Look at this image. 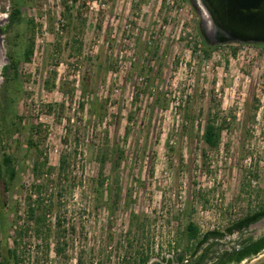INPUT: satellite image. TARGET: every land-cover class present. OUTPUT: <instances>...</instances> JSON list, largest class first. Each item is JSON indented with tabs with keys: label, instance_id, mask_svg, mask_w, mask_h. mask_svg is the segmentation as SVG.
Returning a JSON list of instances; mask_svg holds the SVG:
<instances>
[{
	"label": "rangeland",
	"instance_id": "1",
	"mask_svg": "<svg viewBox=\"0 0 264 264\" xmlns=\"http://www.w3.org/2000/svg\"><path fill=\"white\" fill-rule=\"evenodd\" d=\"M0 168V264L190 260L264 208V44L218 43L199 0H0Z\"/></svg>",
	"mask_w": 264,
	"mask_h": 264
},
{
	"label": "trees",
	"instance_id": "2",
	"mask_svg": "<svg viewBox=\"0 0 264 264\" xmlns=\"http://www.w3.org/2000/svg\"><path fill=\"white\" fill-rule=\"evenodd\" d=\"M19 16L11 15L10 21L12 23H15L16 20H19ZM33 51L29 48L25 53V59L29 62L31 60ZM10 60V65L4 67V74L8 75L9 71L14 70V77L15 79H18L17 71H18V63L17 61L12 57L9 56L8 58ZM16 81V80H14ZM221 134L222 130L220 127L216 126L212 121H208L204 128L203 132V141L206 145H208L211 148H217L220 145L221 142ZM3 166L5 167V175L8 179L9 183H12L16 180L17 174L16 170L13 166V161L11 157L4 156L3 159ZM68 167V162L65 158L60 160V174L63 175L66 173ZM35 172H38V166H36ZM1 168H0V181L3 179V175H1ZM6 184H8L6 182ZM40 191V190H39ZM33 213V210H31ZM31 213V214H32ZM33 217V214H32ZM264 218V208L254 213L253 215H249L246 218L240 220L239 222L235 223L231 227L227 228L225 233L213 231L205 234L197 243L194 253L192 254L190 260L186 259V255L182 254L179 255L176 258V263L178 264H240L244 259L248 257H252L260 253L264 249V236L257 239V240H245L241 243V246L238 249H232V250H226L222 251L219 254H212L209 247H206L205 245L210 240H217L220 241L224 239L226 236H231L237 231L243 232L245 230H248V228ZM2 233L6 232L5 224L2 226ZM187 233L190 240H197L199 238V231L198 229L193 225L189 224L187 227ZM4 249L7 253L13 255L15 254V250H8V245L6 240L3 241ZM203 249V253L197 257L198 252ZM187 261V262H186ZM18 262V260H16ZM186 262V263H185ZM161 264V263H157Z\"/></svg>",
	"mask_w": 264,
	"mask_h": 264
},
{
	"label": "water",
	"instance_id": "3",
	"mask_svg": "<svg viewBox=\"0 0 264 264\" xmlns=\"http://www.w3.org/2000/svg\"><path fill=\"white\" fill-rule=\"evenodd\" d=\"M199 1L218 43L264 44V0Z\"/></svg>",
	"mask_w": 264,
	"mask_h": 264
},
{
	"label": "flooded vegetation",
	"instance_id": "4",
	"mask_svg": "<svg viewBox=\"0 0 264 264\" xmlns=\"http://www.w3.org/2000/svg\"><path fill=\"white\" fill-rule=\"evenodd\" d=\"M257 213V212H256ZM253 215V214H252ZM264 220V218H262L261 220H259L258 222H256V223H254V224H252V225H255V224H258V223H260L261 221H263ZM251 225V226H252ZM250 226V227H251ZM249 227V228H250ZM248 228V229H249ZM245 231H247V230H245ZM245 231H243V232H245ZM239 231H237L236 233H238ZM264 236V235H263ZM263 236H261V237H263ZM261 237H258V238H248V239H245V240H250V239H253V240H257V239H259V238H261ZM244 240V241H245ZM243 242V241H242ZM241 242V243H242ZM239 248V247H238ZM238 248H235V249H238ZM251 258H256L257 260L254 262V263H252V264H264V249L260 252V253H258L257 255H255V256H252V257H248V258H246V259H244L243 261H245V260H249V259H251ZM242 261V262H243ZM187 262V261H186ZM185 262V263H186ZM161 264H178V263H176V258H172V259H169V260H165L164 261V263H161Z\"/></svg>",
	"mask_w": 264,
	"mask_h": 264
}]
</instances>
